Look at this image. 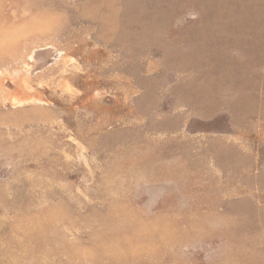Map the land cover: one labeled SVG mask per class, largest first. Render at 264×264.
<instances>
[{
  "label": "rangeland",
  "instance_id": "1",
  "mask_svg": "<svg viewBox=\"0 0 264 264\" xmlns=\"http://www.w3.org/2000/svg\"><path fill=\"white\" fill-rule=\"evenodd\" d=\"M0 264H264V0H0Z\"/></svg>",
  "mask_w": 264,
  "mask_h": 264
}]
</instances>
